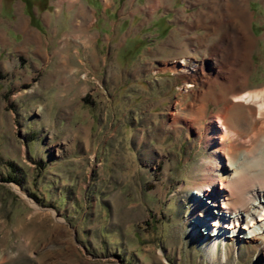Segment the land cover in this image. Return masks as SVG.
<instances>
[{
	"label": "rangeland",
	"instance_id": "obj_1",
	"mask_svg": "<svg viewBox=\"0 0 264 264\" xmlns=\"http://www.w3.org/2000/svg\"><path fill=\"white\" fill-rule=\"evenodd\" d=\"M233 1L0 0V264H211L191 195L201 127L230 102L213 84L185 94L178 66L210 77L235 30L234 74L264 88V0ZM218 245L215 264H264Z\"/></svg>",
	"mask_w": 264,
	"mask_h": 264
},
{
	"label": "bare ground",
	"instance_id": "obj_2",
	"mask_svg": "<svg viewBox=\"0 0 264 264\" xmlns=\"http://www.w3.org/2000/svg\"><path fill=\"white\" fill-rule=\"evenodd\" d=\"M233 3L235 8L241 6L237 0ZM232 43L239 45L237 49L242 50V37L235 30L226 33L214 48L215 64L210 77L201 76V65L193 64L189 67L184 59L178 66V72L186 74L182 75L185 80V94L193 86L205 87L213 84L215 88L220 86L218 102H230L229 106L209 118L210 123L200 126L201 141L210 149V156L203 163V181L196 185L191 195L194 206L189 217L190 224L197 225L193 228L194 235L206 234L204 239L210 243L204 250L211 264L217 261L218 244L233 245L236 255L240 254L239 250L244 243L264 251V88L251 90L247 86V75L234 74L241 65L237 61V54L230 47ZM79 44L84 46L82 42ZM229 58L234 59L230 69L224 67V64L227 65L226 59ZM203 109H199L200 112ZM171 113L174 117L178 115L176 111ZM195 115H192V121L186 120V124L191 123L195 127V124L206 120L204 115ZM241 153L245 154L243 161L232 169L230 175L225 176L222 172L223 168H227L225 158L231 166ZM224 219L231 222L226 231V225L219 222ZM244 219L246 224L239 228ZM213 227L219 229L208 235L205 230ZM221 258L223 263L226 262L225 249Z\"/></svg>",
	"mask_w": 264,
	"mask_h": 264
},
{
	"label": "crops",
	"instance_id": "obj_3",
	"mask_svg": "<svg viewBox=\"0 0 264 264\" xmlns=\"http://www.w3.org/2000/svg\"><path fill=\"white\" fill-rule=\"evenodd\" d=\"M23 27L25 28V26L23 25ZM91 45V44H90Z\"/></svg>",
	"mask_w": 264,
	"mask_h": 264
}]
</instances>
